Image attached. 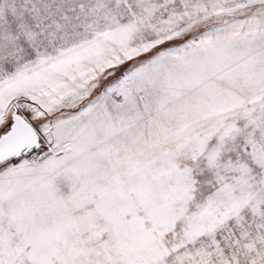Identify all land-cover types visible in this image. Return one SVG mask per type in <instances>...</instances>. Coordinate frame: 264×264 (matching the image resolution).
<instances>
[{
    "label": "rangeland",
    "instance_id": "374dc122",
    "mask_svg": "<svg viewBox=\"0 0 264 264\" xmlns=\"http://www.w3.org/2000/svg\"><path fill=\"white\" fill-rule=\"evenodd\" d=\"M0 264H264V0H0Z\"/></svg>",
    "mask_w": 264,
    "mask_h": 264
},
{
    "label": "water",
    "instance_id": "95a60500",
    "mask_svg": "<svg viewBox=\"0 0 264 264\" xmlns=\"http://www.w3.org/2000/svg\"><path fill=\"white\" fill-rule=\"evenodd\" d=\"M38 144L39 136L34 127L14 109L9 127L0 134V162L26 153Z\"/></svg>",
    "mask_w": 264,
    "mask_h": 264
}]
</instances>
